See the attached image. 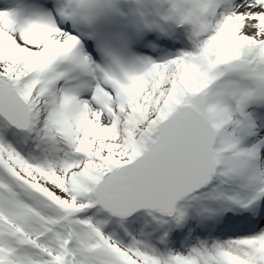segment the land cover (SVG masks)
I'll return each instance as SVG.
<instances>
[{"label": "snow or ice", "instance_id": "snow-or-ice-1", "mask_svg": "<svg viewBox=\"0 0 264 264\" xmlns=\"http://www.w3.org/2000/svg\"><path fill=\"white\" fill-rule=\"evenodd\" d=\"M0 264H264V0H0Z\"/></svg>", "mask_w": 264, "mask_h": 264}]
</instances>
